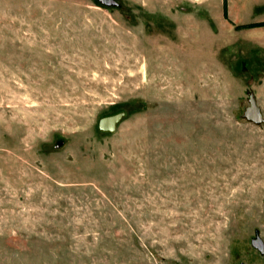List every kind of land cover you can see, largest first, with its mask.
Masks as SVG:
<instances>
[{
	"label": "rangeland",
	"instance_id": "obj_1",
	"mask_svg": "<svg viewBox=\"0 0 264 264\" xmlns=\"http://www.w3.org/2000/svg\"><path fill=\"white\" fill-rule=\"evenodd\" d=\"M111 1L0 0V264H264V0Z\"/></svg>",
	"mask_w": 264,
	"mask_h": 264
},
{
	"label": "water",
	"instance_id": "obj_2",
	"mask_svg": "<svg viewBox=\"0 0 264 264\" xmlns=\"http://www.w3.org/2000/svg\"><path fill=\"white\" fill-rule=\"evenodd\" d=\"M104 4L107 5H115L113 1L111 0H101ZM252 99V98H251ZM246 118L253 122V123H260L261 122V114L259 113V110L257 106H255L254 99L251 100V106L247 109ZM252 247L255 248L260 254H264V242L259 238V236L256 234L255 238L251 240Z\"/></svg>",
	"mask_w": 264,
	"mask_h": 264
},
{
	"label": "trees",
	"instance_id": "obj_3",
	"mask_svg": "<svg viewBox=\"0 0 264 264\" xmlns=\"http://www.w3.org/2000/svg\"><path fill=\"white\" fill-rule=\"evenodd\" d=\"M222 14L224 16L225 19H227V0H223V6H222ZM257 27H264V22H260V23H253V24H241L239 26H236V30L239 29H253V28H257Z\"/></svg>",
	"mask_w": 264,
	"mask_h": 264
}]
</instances>
